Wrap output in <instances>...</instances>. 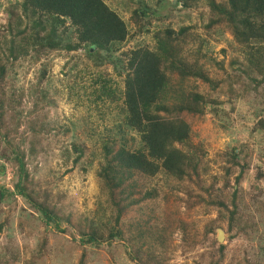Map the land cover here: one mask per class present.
<instances>
[{"label": "trees", "instance_id": "trees-1", "mask_svg": "<svg viewBox=\"0 0 264 264\" xmlns=\"http://www.w3.org/2000/svg\"><path fill=\"white\" fill-rule=\"evenodd\" d=\"M128 3L134 6L126 21L107 0L8 2L4 8L8 17L3 25L5 42L0 50V143L3 145L0 157L4 155L16 167L13 193L16 191L28 199L41 213L45 226L53 224L58 228L63 216L54 204L37 198L32 184L34 179L29 176L24 160L25 157L29 160L37 157L40 153L37 146L39 132H50L49 126L55 125L51 124L55 118L48 115V108L54 100L49 97L45 86L40 85L48 75V66L45 63L42 65L37 79L26 89L22 85L9 86L8 77L19 57L30 56L31 63H36L42 55L46 56L54 50L67 53L82 50L96 67L110 63L114 75L121 77L124 73L122 89L113 86V79L104 76L103 72L95 73L91 80L92 92L96 93L95 106L98 107V102L103 101V97L97 94L100 92L116 103L119 114L117 132L112 135L107 133L102 140V163L98 170L107 189L111 210L116 216L104 220L108 231L106 237L95 231L91 220L87 224L89 230L82 228L81 242L100 246L108 237L115 238L112 231L119 215L130 207H142L144 202H148L151 210L157 213L153 221L157 227L148 238L139 234L134 236L132 259L137 264H165L166 257L160 260L154 253L166 251L168 239L175 230L183 238L187 236L185 228L189 222L185 221L184 211L190 209L193 203L179 199L184 205L183 210L176 201L172 207L168 204L163 206L157 200L160 189L149 187L148 179L161 172L167 180L181 183L197 175L200 159L195 150L179 147L190 139L192 119H203L210 113L227 121L233 106L227 110L221 105L226 102L232 104V99L236 98L233 85L256 90V87L264 84V0H156V5L163 3L166 6L161 11L163 17L170 15L173 9H192L202 4L206 12L203 29L209 32L217 27L222 34L229 31L242 55L229 61L232 78L221 80L230 85L226 90L229 93L226 101L220 100L218 94L202 93L186 85L190 78H198L211 84L212 89L219 85L221 87V82L212 80L204 68V39L195 33V25H181L177 30L171 24L159 26L151 21V16L156 15V7L149 6L145 0H127ZM130 22L136 28L133 34H129ZM135 34H151L153 43L121 50L124 42ZM197 40H200V46L195 50L190 49L191 42ZM77 65V61L71 65L75 69L74 79H71L73 82L83 78L82 73L88 66L86 63L84 68ZM173 75H176L174 79ZM25 100L31 102L27 109ZM253 128L264 130V121H257ZM130 131L134 133L130 134ZM81 148L80 145H73L74 162L82 155ZM231 154L234 158V151ZM0 171H3L2 164ZM8 191L1 190L2 200L7 194L12 195V191ZM183 191L186 196H191L189 190ZM202 202L219 209L217 218L210 223L219 224L225 219L229 239L238 233L251 239L258 233L256 231H260L257 224H251L242 208H239L235 190L231 192L230 207L212 196ZM110 220L114 223L110 224ZM127 224L129 227L140 224V219L135 218ZM1 226L0 223V229ZM115 230L122 237L121 232ZM208 232H211V227L207 228ZM259 234H264V227ZM43 243H46V239ZM216 247L215 252H210L202 264H219L222 261L226 247L223 243ZM86 263L87 258L82 253L77 264ZM0 264H8L7 259H0Z\"/></svg>", "mask_w": 264, "mask_h": 264}, {"label": "rangeland", "instance_id": "rangeland-1", "mask_svg": "<svg viewBox=\"0 0 264 264\" xmlns=\"http://www.w3.org/2000/svg\"><path fill=\"white\" fill-rule=\"evenodd\" d=\"M10 1L14 0H0V50L5 42L3 25L8 20L4 8ZM145 1L149 6L156 7V15L151 16L154 24H171L175 30L181 25H195V33L204 39V68L212 80L221 82V87L219 85L212 89L211 84L198 78H190L186 85L202 93L218 94L220 100L226 101L229 95L226 90L230 87L226 81L232 78L233 72L229 61L242 55L229 31L222 34L215 27L206 32L202 27L206 13L202 4L192 9H173L170 15L163 17L161 11L166 9L163 3L158 6L156 0ZM107 2L124 20H128L130 9L134 5L127 4V0ZM129 26V34H133L136 28L131 22ZM199 41L191 42L190 49L195 50L200 46ZM152 43L151 34H135L124 42L121 50ZM75 53L54 50L46 56L42 55L36 63H31L30 56L19 57L10 73L11 79L8 77L9 86L22 85L26 89L30 83L35 82L42 65L45 63L48 66V75L40 85L45 86L49 97L54 100L48 108V115L55 118L51 122L55 125L49 126L50 132H39L37 146L40 153L37 157L32 160L25 157L24 160L29 176L34 179L32 184L37 198H44L47 203L54 204L63 216L58 228L53 224L45 226L41 213L28 199L21 197L16 191L13 193L16 167L2 155L0 259H7L8 264H77L82 253L87 258L86 264H137L132 259L135 252V242H132L134 236L139 234L148 238L157 227L156 224L153 225L157 213L151 210L148 202H144L142 207H130L119 215L115 229L121 232L123 238L114 229L112 234L115 238L108 237L100 246L81 242L82 228L89 230L87 224L91 220L95 231L106 237L108 231L104 220L116 216L111 210L107 189L103 186L98 170L102 163V140L107 133L112 135L117 132L116 121L119 114L116 112V103L111 102L103 93L97 92L103 97V101L98 102V107L95 106L96 93L92 92L91 78L95 73L103 72L104 76L108 75L113 79V86L122 89L124 73L118 77L114 75L110 63L96 67L82 50L76 53L79 57ZM75 61L79 68H84L85 63L88 66L85 70L82 69L83 78L73 82L71 79H74L75 69L71 65ZM86 70L89 71L85 72ZM222 79L227 80L223 82ZM233 86L236 98L232 99V104L226 102L221 105L227 110L233 106L231 117L224 121L222 117L219 119L209 113L203 119L191 118L190 139L188 143L179 145L184 150H195L200 159L198 174L181 183L167 180L161 172L148 179L149 187L160 189L157 200L163 206L168 204L172 207L176 201L183 210L184 205L179 199L193 203L190 209L184 211L185 221L189 222L185 228L187 236L183 238L175 230L168 239L166 251L158 250L154 253L160 260L166 257L165 264H202L221 243L226 248L219 264H256L254 261L264 263V234H259L264 227V130L253 128L257 121H264V84L256 87V90L251 87L244 89L239 84ZM24 103L26 109L31 105L28 100ZM22 128L23 126L20 129ZM1 143L0 152L3 149ZM73 145L82 147V155L77 162H74ZM7 189L12 191V195L7 194L2 200L1 190L9 192ZM185 189L189 190L190 197L186 196L183 191ZM233 190L236 191L239 208H242L251 224L256 223L260 230L251 239L240 233L229 239L225 219L219 224L210 223L217 218L219 209L202 202L212 196L230 207ZM65 217L69 219H64ZM135 218L140 219V224L129 227L127 222ZM113 223L110 220V224ZM208 227H211L209 234L206 233ZM218 229L223 230L221 240L217 237Z\"/></svg>", "mask_w": 264, "mask_h": 264}, {"label": "water", "instance_id": "water-1", "mask_svg": "<svg viewBox=\"0 0 264 264\" xmlns=\"http://www.w3.org/2000/svg\"><path fill=\"white\" fill-rule=\"evenodd\" d=\"M222 233H223V230L222 229H218V235H217V237H218L219 240H221V236H223Z\"/></svg>", "mask_w": 264, "mask_h": 264}]
</instances>
